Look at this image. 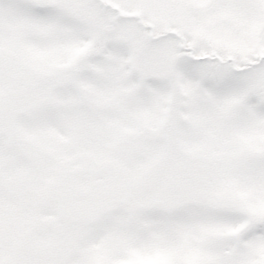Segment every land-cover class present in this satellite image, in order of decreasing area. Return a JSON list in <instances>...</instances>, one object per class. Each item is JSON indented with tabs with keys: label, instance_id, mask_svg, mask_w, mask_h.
I'll return each instance as SVG.
<instances>
[{
	"label": "snow or ice",
	"instance_id": "6c2138e0",
	"mask_svg": "<svg viewBox=\"0 0 264 264\" xmlns=\"http://www.w3.org/2000/svg\"><path fill=\"white\" fill-rule=\"evenodd\" d=\"M0 264H264V0H0Z\"/></svg>",
	"mask_w": 264,
	"mask_h": 264
}]
</instances>
